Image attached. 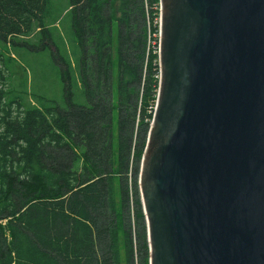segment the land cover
Instances as JSON below:
<instances>
[{"label":"trees","instance_id":"1","mask_svg":"<svg viewBox=\"0 0 264 264\" xmlns=\"http://www.w3.org/2000/svg\"><path fill=\"white\" fill-rule=\"evenodd\" d=\"M158 17L159 0H0V264H149L137 176ZM13 50L49 52L62 104L28 90Z\"/></svg>","mask_w":264,"mask_h":264},{"label":"water","instance_id":"2","mask_svg":"<svg viewBox=\"0 0 264 264\" xmlns=\"http://www.w3.org/2000/svg\"><path fill=\"white\" fill-rule=\"evenodd\" d=\"M158 26L149 264H264V0H159Z\"/></svg>","mask_w":264,"mask_h":264},{"label":"rangeland","instance_id":"3","mask_svg":"<svg viewBox=\"0 0 264 264\" xmlns=\"http://www.w3.org/2000/svg\"><path fill=\"white\" fill-rule=\"evenodd\" d=\"M112 10H115V5H113ZM116 15V13H115ZM158 20V19H157ZM158 25V23H157ZM157 40L150 39V44L158 46V35ZM155 42V43H153ZM11 55L18 59L19 64L24 67L26 70L27 77V88L29 91L38 94V95H46L47 97H51L57 101L58 104H62V85L57 76L54 73L53 69H51L52 59L48 51H26L22 50V56H19L16 51H12ZM116 58H117V33H116V23L113 22V43H112V59H113V70L111 81L112 85V99H113V134L116 139L117 136V120H118V110L116 106V93H117V67H116ZM73 60V58L71 57ZM74 61V60H73ZM74 68V63L72 64ZM114 144H116V140H114ZM141 166V164H140ZM140 171V169H139ZM139 174L137 176L138 182ZM141 201V200H140ZM143 210V209H142ZM132 216V213H131ZM133 222H131L132 224ZM133 228V227H132Z\"/></svg>","mask_w":264,"mask_h":264},{"label":"built area","instance_id":"4","mask_svg":"<svg viewBox=\"0 0 264 264\" xmlns=\"http://www.w3.org/2000/svg\"><path fill=\"white\" fill-rule=\"evenodd\" d=\"M153 35H154V36H156V34H155V33H154ZM153 43H154V42H153ZM155 77H156V78H158V75H155ZM156 90H157V89H156Z\"/></svg>","mask_w":264,"mask_h":264},{"label":"flooded vegetation","instance_id":"5","mask_svg":"<svg viewBox=\"0 0 264 264\" xmlns=\"http://www.w3.org/2000/svg\"><path fill=\"white\" fill-rule=\"evenodd\" d=\"M159 78H160V76H159ZM159 81V80H158ZM157 93V92H156Z\"/></svg>","mask_w":264,"mask_h":264}]
</instances>
